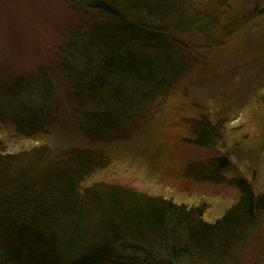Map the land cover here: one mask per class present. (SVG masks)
<instances>
[{
  "label": "rangeland",
  "instance_id": "obj_1",
  "mask_svg": "<svg viewBox=\"0 0 264 264\" xmlns=\"http://www.w3.org/2000/svg\"><path fill=\"white\" fill-rule=\"evenodd\" d=\"M223 5L215 19L214 0H205L196 12L206 19L158 30L163 62L153 78L140 84L125 73L105 92L90 94L102 78L91 68L95 54L84 58L79 48L91 30H113L108 17L64 0H0L3 145L8 152L45 146L50 159L64 162L88 153L94 167L82 194L121 186L203 204L208 222L238 198L228 178L245 177L264 192V0ZM130 47L151 64L152 53ZM53 233L49 242H60ZM72 244L65 246L69 254L78 246ZM4 257L0 252V263ZM233 258L214 264H264V229L248 235Z\"/></svg>",
  "mask_w": 264,
  "mask_h": 264
},
{
  "label": "trees",
  "instance_id": "obj_2",
  "mask_svg": "<svg viewBox=\"0 0 264 264\" xmlns=\"http://www.w3.org/2000/svg\"><path fill=\"white\" fill-rule=\"evenodd\" d=\"M195 1L64 0L74 8L108 17L113 26L111 32L110 26L91 30L87 46L79 48L84 58L95 54L91 68L102 78L94 86L88 84L90 94L105 92L115 77L125 73L140 84L153 78L163 62L155 49L163 43L164 33L158 30L206 19L203 12H196L205 0ZM223 1L214 0L215 19L221 15ZM130 45L152 53L151 64L141 63ZM175 65L168 71L165 64V71H175ZM46 154L45 146L8 152L0 140V252L6 258L0 264H214L232 261L248 235L264 229V192L245 177L228 178L238 198L220 218L208 222L203 204L190 207L121 186L82 194L81 183L94 167L93 158L71 153L64 162ZM220 164L229 167L225 160ZM47 228L58 233L53 235H60L61 241L50 243ZM70 243L78 245L73 254L65 249Z\"/></svg>",
  "mask_w": 264,
  "mask_h": 264
}]
</instances>
